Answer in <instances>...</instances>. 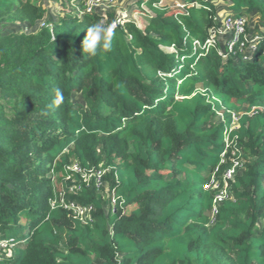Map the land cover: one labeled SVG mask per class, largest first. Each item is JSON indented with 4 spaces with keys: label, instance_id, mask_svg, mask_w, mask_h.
<instances>
[{
    "label": "trees",
    "instance_id": "trees-1",
    "mask_svg": "<svg viewBox=\"0 0 264 264\" xmlns=\"http://www.w3.org/2000/svg\"><path fill=\"white\" fill-rule=\"evenodd\" d=\"M180 1L138 0L144 27L127 19L90 57L87 27L116 10L37 27L48 12L38 0H0V23L37 27L0 31V239L13 249L0 264H264V0H226L230 14L260 16L248 59L207 45L218 3ZM234 150L243 169L213 222L205 186ZM74 163L106 170L111 194Z\"/></svg>",
    "mask_w": 264,
    "mask_h": 264
},
{
    "label": "built area",
    "instance_id": "built-area-1",
    "mask_svg": "<svg viewBox=\"0 0 264 264\" xmlns=\"http://www.w3.org/2000/svg\"><path fill=\"white\" fill-rule=\"evenodd\" d=\"M116 3V0H71L69 4L73 5L72 13L82 17L86 13L101 12L104 13L108 7H112ZM183 4L180 0H176V7L183 8ZM127 18L120 13L113 23L115 27L119 24H124ZM112 23V24H113ZM221 26L219 28H212L211 38L208 39V46H215L218 48L219 54L224 58H227L230 55L243 54L246 59L250 57V54L255 49V43L261 38L260 33H251L248 30L249 21L248 18L243 15L237 14H228L225 16L222 21H220ZM248 44V45H247ZM220 45V46H219ZM229 146V140L226 139ZM236 150L232 152V166L228 168L222 177L218 178L216 173L212 176L210 182L205 186L206 189H211L214 193V203L212 207V221L216 219V215L219 212V208L224 201L231 198L229 187L230 181L234 179L235 175L239 172L240 169H243V161L237 156ZM225 155V152L223 153ZM226 159H223L222 162H225ZM68 169L72 170L75 173H80L83 182H86L90 185L91 180L94 179L95 186L99 192H103V189L108 188V183L103 179V175L106 170H94L85 171L78 163H74L69 166ZM217 168L216 171H218ZM72 175L67 176L70 179ZM81 183V182H80ZM75 188H81V184L73 186L71 190ZM104 193V192H103ZM64 202V200L62 201ZM55 202L53 203V205ZM117 205V200L115 198V193H113L112 208L115 210ZM64 206L68 209H72L74 214L86 222L90 217V211L92 206H82L78 205L75 202L65 203ZM11 250L9 241L5 239H0V249L2 250ZM13 250V249H12ZM1 258V257H0Z\"/></svg>",
    "mask_w": 264,
    "mask_h": 264
},
{
    "label": "rangeland",
    "instance_id": "rangeland-1",
    "mask_svg": "<svg viewBox=\"0 0 264 264\" xmlns=\"http://www.w3.org/2000/svg\"><path fill=\"white\" fill-rule=\"evenodd\" d=\"M216 1L220 3V6L222 5L224 9L226 8V5L222 3V2L226 3V0H216ZM38 2L46 6L48 8V12L45 18L37 25V27H43L45 25L51 26L57 22L59 17H64L67 14L72 13L73 11L72 4H65L64 2L60 0H38ZM112 10H116L117 13H120L121 15L125 16L127 19H134L141 27H144L145 13H143L141 8H139L138 0H116V3L112 7H108L105 10V12L112 11ZM224 11L225 10L221 12H224ZM248 21L250 24L249 28H250L251 33L255 31H261L260 16L256 12H252L248 16ZM37 27H33L32 25L26 22L0 23V31L4 33H9V32L31 33L37 30ZM73 99L76 102L84 103L80 94H74ZM240 114L237 112L235 113L234 115L235 120L232 126L233 128L239 127V123L237 122V120ZM58 188H60V184H58ZM103 192L105 196H108L109 194H111V193H108L109 192L108 188H105V191ZM133 207L134 206L132 205L129 206L128 208H126V211L128 212L132 211ZM5 253L7 254V256H11L13 254V250L12 249L8 250V248H6Z\"/></svg>",
    "mask_w": 264,
    "mask_h": 264
},
{
    "label": "clouds",
    "instance_id": "clouds-1",
    "mask_svg": "<svg viewBox=\"0 0 264 264\" xmlns=\"http://www.w3.org/2000/svg\"><path fill=\"white\" fill-rule=\"evenodd\" d=\"M115 24L105 25L103 21L90 24L82 41L83 53L90 57L102 55L104 51L110 50L115 36ZM63 93L60 89L55 90V103L61 102Z\"/></svg>",
    "mask_w": 264,
    "mask_h": 264
},
{
    "label": "crops",
    "instance_id": "crops-1",
    "mask_svg": "<svg viewBox=\"0 0 264 264\" xmlns=\"http://www.w3.org/2000/svg\"><path fill=\"white\" fill-rule=\"evenodd\" d=\"M214 2L215 3H218L216 0H214ZM223 4H225L226 5V8L224 9V7L221 5L220 6V3H218V5H219V13H218V15H219V17H218V20L219 21H222V19L225 17V16H227L228 14H230V11L228 10V5L226 4V3H224V2H222ZM223 10H225L224 12H221V11H223ZM253 30V29H252Z\"/></svg>",
    "mask_w": 264,
    "mask_h": 264
}]
</instances>
